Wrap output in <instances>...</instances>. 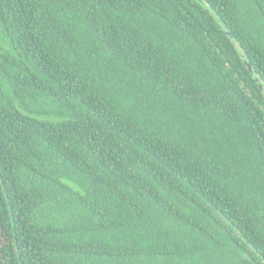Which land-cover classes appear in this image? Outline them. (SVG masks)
<instances>
[{"label":"trees","instance_id":"1","mask_svg":"<svg viewBox=\"0 0 264 264\" xmlns=\"http://www.w3.org/2000/svg\"><path fill=\"white\" fill-rule=\"evenodd\" d=\"M0 264H264V0H0Z\"/></svg>","mask_w":264,"mask_h":264},{"label":"water","instance_id":"2","mask_svg":"<svg viewBox=\"0 0 264 264\" xmlns=\"http://www.w3.org/2000/svg\"><path fill=\"white\" fill-rule=\"evenodd\" d=\"M250 65V64H249ZM250 67V69H252V67L251 66H249Z\"/></svg>","mask_w":264,"mask_h":264}]
</instances>
